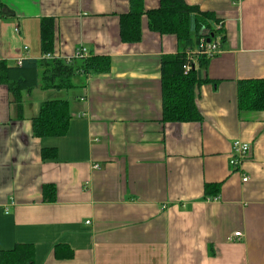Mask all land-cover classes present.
Segmentation results:
<instances>
[{"label":"crops","instance_id":"crops-1","mask_svg":"<svg viewBox=\"0 0 264 264\" xmlns=\"http://www.w3.org/2000/svg\"><path fill=\"white\" fill-rule=\"evenodd\" d=\"M0 2L11 13L0 17V62L41 58V18L54 20L55 58L84 48L111 62L84 88L22 92L21 119L0 85V252L32 246L35 264H264V113H239L236 96L238 81L264 79V0H184L223 22L226 43L199 72L210 80L196 87L202 120L182 124L162 123L160 88V59L181 45L145 18L140 42L122 43L128 0ZM51 100L69 103L67 133L33 138ZM235 140L250 147L238 171ZM42 150L56 157L43 162ZM206 184L216 197L204 199Z\"/></svg>","mask_w":264,"mask_h":264},{"label":"trees","instance_id":"trees-1","mask_svg":"<svg viewBox=\"0 0 264 264\" xmlns=\"http://www.w3.org/2000/svg\"><path fill=\"white\" fill-rule=\"evenodd\" d=\"M11 13L0 2V17ZM147 28L159 35H172L181 45L174 55L160 59V88L163 124H182L202 120L196 107V87L210 83L200 77V70L217 55H208L200 48L219 40L220 50L226 43L223 22L213 13L201 12L196 6L187 5L184 0H159L156 9L146 10L144 0H128V12L119 17L120 40L124 44H136L142 37V19ZM54 20H39V45L41 57L52 54L54 43ZM189 54V55H188ZM191 55V56H190ZM191 57L192 62L189 61ZM108 56L87 54L81 59L50 60L24 59L19 66H9L0 62V85L7 87L16 106L18 118L22 117L21 93L35 89L42 91H69L84 88L90 76L106 74L110 71ZM190 65L185 72L184 67ZM237 108L239 113H264V79H244L236 85ZM71 119L70 106L65 100L44 101L38 114L31 120L33 138H60L66 135ZM41 160H53L54 150H42ZM219 185H205L204 199L216 197ZM45 202H54L55 189L45 185L42 188ZM0 264H35L34 250L29 245H17L11 251L0 252Z\"/></svg>","mask_w":264,"mask_h":264},{"label":"built area","instance_id":"built-area-1","mask_svg":"<svg viewBox=\"0 0 264 264\" xmlns=\"http://www.w3.org/2000/svg\"><path fill=\"white\" fill-rule=\"evenodd\" d=\"M17 32V30H16ZM204 42L201 41L200 42V48L203 49L205 48V53L208 55H218L221 50H220V44H219V40H216L213 43H207L205 46L203 44ZM27 49L24 48V52H26ZM87 51L84 48H78L76 49V51L74 52L73 58L76 59H81L83 57H85L87 55ZM189 55V54H188ZM191 56V55H190ZM41 58H43L44 60H50L55 58L53 54H46L43 55ZM189 61L192 62L191 57H188ZM72 59V58H70ZM69 60V59H66ZM22 59L19 58L16 60L15 65L19 66L21 64ZM190 69V65L187 64L186 67H184L185 72H187ZM250 150V147L247 143L241 142L240 140H235L232 142V146H231V157L229 159V165L230 168L232 170H236L238 171L244 161V159L246 158V156L248 155ZM248 181V178L246 176L242 177V182L246 183ZM233 237L237 240L240 241L241 238L243 237L242 233L240 232H236L233 234Z\"/></svg>","mask_w":264,"mask_h":264}]
</instances>
